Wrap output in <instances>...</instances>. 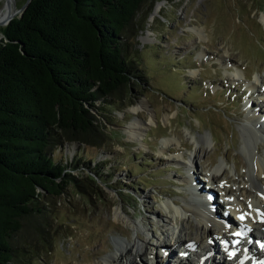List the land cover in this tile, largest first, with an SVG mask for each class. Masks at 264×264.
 <instances>
[{
    "label": "rangeland",
    "instance_id": "1",
    "mask_svg": "<svg viewBox=\"0 0 264 264\" xmlns=\"http://www.w3.org/2000/svg\"><path fill=\"white\" fill-rule=\"evenodd\" d=\"M158 2H164V6L149 21ZM25 3L26 0H14L13 5L19 10ZM149 4L136 18V36L124 40L125 57L132 61L133 76L138 81L121 97L96 103L97 118L107 134L104 145H100L103 147L70 143L54 153L55 158L68 164L76 160L80 163L78 170H72L75 176L88 173V166L104 173L109 188L100 184L102 191L85 200L76 192L64 194L52 209L54 216L50 213L48 234L30 264H104L103 258L112 253L117 238L138 241L139 229L145 235L157 234L159 228L167 226L163 220L166 217L175 226L172 213L163 207L166 202L187 196L178 187L185 169H178L168 161L169 155L160 152V142L165 138L176 137L185 145L201 148L200 155L194 154L197 157L212 156L219 150L217 165H221L222 155L228 151L233 157L228 162L229 175L233 174L236 158L246 161L240 154L246 132L235 116L241 114L243 105L233 101L242 91L227 88L234 86L224 78L230 76L226 71L230 64L219 68L216 61L227 56L230 63L246 67L248 75L264 78V22L260 21L264 0H158L151 7ZM193 26L204 29V40L187 30ZM4 27H0V39ZM147 31L151 34L147 35ZM196 65L201 68L193 75ZM209 84L212 91L216 89L213 93L205 89ZM141 101H146L147 107L133 115L129 109ZM258 109L264 110V104ZM150 111L156 117V125L144 130L141 139L129 141L124 128L134 117L146 121ZM115 208L140 228L135 230L116 221ZM189 225L194 224L177 223L184 227L185 238L190 237ZM26 245L21 240V246ZM171 253L166 259L174 256ZM222 259L226 257L223 255ZM152 263L157 262H147Z\"/></svg>",
    "mask_w": 264,
    "mask_h": 264
},
{
    "label": "trees",
    "instance_id": "2",
    "mask_svg": "<svg viewBox=\"0 0 264 264\" xmlns=\"http://www.w3.org/2000/svg\"><path fill=\"white\" fill-rule=\"evenodd\" d=\"M157 1L31 0L2 29L0 264H30L64 194L85 200L108 186L94 167L71 174L80 163L54 153L67 142L104 145L96 103L138 81L124 40L136 36L143 6Z\"/></svg>",
    "mask_w": 264,
    "mask_h": 264
},
{
    "label": "bare ground",
    "instance_id": "3",
    "mask_svg": "<svg viewBox=\"0 0 264 264\" xmlns=\"http://www.w3.org/2000/svg\"><path fill=\"white\" fill-rule=\"evenodd\" d=\"M0 27L5 26L7 19L15 13L17 9H15L13 3L14 0H0ZM164 6V2H158L151 14L149 15V21H151L157 12L160 11V9ZM261 22H264V14L260 18ZM190 32L194 33L199 40L205 39L204 29L203 28H197L195 26L190 27ZM151 32L147 31V35H150ZM226 52V51H225ZM227 53V52H226ZM223 54V53H222ZM225 54V53H224ZM200 55V54H199ZM202 55V53H201ZM219 64H229V61L226 56H221L218 59ZM193 75L197 74V70H193ZM243 76V74H241ZM262 81H264V78H260ZM258 83L259 80H256L255 83ZM263 83V82H261ZM250 86V85H249ZM248 86V87H249ZM251 87H255V84H252ZM263 97L261 100L264 99V92L260 95ZM147 107L146 101H141L139 104L131 107L129 111L133 115H137L138 112L141 111V109H145ZM257 115L259 118H261L262 124L264 126V110L263 109H257ZM167 116L165 117V119ZM245 120L251 123H256L258 120V117L256 118L254 115L245 116ZM156 117L153 114V112L148 114L147 120L143 121L140 118L134 117L129 124L124 128V133L129 141H135L138 140L141 136L144 130H146L150 125H156ZM256 135H259L262 138V135H264V132L261 134L258 133L253 127L249 126ZM247 131L251 135V131L247 129ZM141 139V138H140ZM195 142V141H194ZM160 152L168 151L170 148L176 149L177 146H181V141L174 137L171 138H165L160 142ZM193 145V144H192ZM196 148V146H195ZM201 149V148H199ZM163 155V154H162ZM183 156V153L178 154L175 157L171 158V162L175 163L177 165H180L181 163L178 161L179 157ZM250 163V165H249ZM235 164L238 165V167H241L242 169L247 168L246 174H239L238 178L240 179V187L238 188V192L236 196L233 198V202L235 204V213H241V215L244 216L245 221L239 222L238 225L245 224L248 227H254L255 229H262L264 230V224H260L257 222V216L252 212L254 208H263L264 205L262 201L260 200L261 194L264 192V163L259 158L251 156L249 157V160L241 161L239 158H236ZM250 166V167H249ZM220 173V172H219ZM245 173V171L243 172ZM216 176V175H215ZM217 178V177H215ZM189 182V180H186ZM229 181H232L231 179ZM225 193L221 194V197H225ZM197 198L199 199L200 196L198 195ZM215 205L217 204V199ZM164 209L167 210L168 213H176L178 216V208L174 207V202H171L170 204H165ZM181 210L185 213H188L193 216L194 219V225H189V235L190 237L185 238L183 236V229H179L178 236V243L182 246H184L185 243V251H181L179 254V257L183 259L187 258L189 259V252L195 251L197 248H208V254H210V262L209 264H221L220 262L223 261L222 256L224 255L226 258L229 256L226 252L220 251L217 247V243H221L224 245V242L226 239L231 236L235 231V229L230 228L231 222L228 220H224L222 217H217V219L228 222V229L223 226L219 225L216 222V219L214 218H208L207 223L212 228H204L202 226V218H205V206L203 204H196L192 199L183 201V205L181 206ZM183 214V213H182ZM114 218L116 221H121L122 223L129 224L133 227V229L138 230L140 227L137 223L130 221L129 217L126 215H123L121 210L119 208H115L114 210ZM164 223L167 225H170L171 220L166 217L163 219ZM188 222V221H187ZM237 229V227H236ZM140 230V229H139ZM206 241L208 244H206ZM139 241L134 240V242L131 243L129 240H122L120 238H117L114 240V249L112 253L106 255L104 257V261L107 264H147V262L144 260L142 256V249L144 248L143 245H139L137 243ZM132 244V245H131ZM257 244V239L253 237V244L249 247V253L245 257L244 260L241 261L243 250L239 249L237 252V257L240 259L241 264H246L245 261L258 259V253L255 245ZM136 245V251L133 254L132 253V247ZM139 245V247L137 246ZM252 251H255V254L252 253ZM172 253H169L167 256H170ZM137 258V259H136ZM124 260V261H123ZM139 260V261H137ZM200 258L197 259L199 261ZM233 260V258H232ZM190 263V260L187 261V264ZM223 263V262H222ZM153 264V263H152ZM157 264V263H154ZM175 264H178L176 262ZM206 264V263H203ZM224 264V263H223Z\"/></svg>",
    "mask_w": 264,
    "mask_h": 264
},
{
    "label": "water",
    "instance_id": "4",
    "mask_svg": "<svg viewBox=\"0 0 264 264\" xmlns=\"http://www.w3.org/2000/svg\"><path fill=\"white\" fill-rule=\"evenodd\" d=\"M31 2V0H26V3L23 5V7L21 8V9H17L16 11H15V13L14 14H12L8 19H7V21H6V23L4 24L5 26L7 25V24H9V22L12 20V19H14L15 17H20L22 14H23V12L25 11V9L28 7V5H29V3ZM67 145V144H66Z\"/></svg>",
    "mask_w": 264,
    "mask_h": 264
},
{
    "label": "snow or ice",
    "instance_id": "5",
    "mask_svg": "<svg viewBox=\"0 0 264 264\" xmlns=\"http://www.w3.org/2000/svg\"><path fill=\"white\" fill-rule=\"evenodd\" d=\"M240 219L243 220L244 219V216H241ZM241 234L242 233H236V235H241ZM261 247H264V245H261Z\"/></svg>",
    "mask_w": 264,
    "mask_h": 264
}]
</instances>
